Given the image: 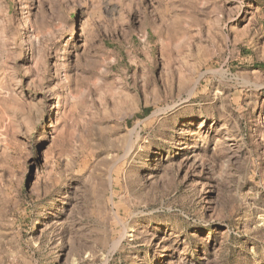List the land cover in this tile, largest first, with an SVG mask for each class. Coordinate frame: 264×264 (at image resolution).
I'll use <instances>...</instances> for the list:
<instances>
[{"label": "rangeland", "instance_id": "obj_1", "mask_svg": "<svg viewBox=\"0 0 264 264\" xmlns=\"http://www.w3.org/2000/svg\"><path fill=\"white\" fill-rule=\"evenodd\" d=\"M0 264H264V0H0Z\"/></svg>", "mask_w": 264, "mask_h": 264}]
</instances>
